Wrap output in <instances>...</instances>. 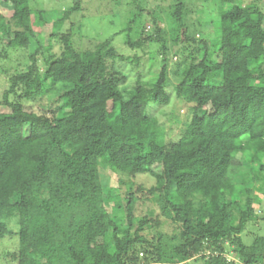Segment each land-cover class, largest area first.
<instances>
[{"label": "trees", "instance_id": "1", "mask_svg": "<svg viewBox=\"0 0 264 264\" xmlns=\"http://www.w3.org/2000/svg\"><path fill=\"white\" fill-rule=\"evenodd\" d=\"M30 1L0 0V39L33 48L0 96V263L264 264V235L244 240L264 191L263 7L214 0L204 20L195 0H112L134 5L117 34L138 55L111 36L79 49L64 26L80 4L54 19ZM170 103L189 108L175 138Z\"/></svg>", "mask_w": 264, "mask_h": 264}, {"label": "rangeland", "instance_id": "2", "mask_svg": "<svg viewBox=\"0 0 264 264\" xmlns=\"http://www.w3.org/2000/svg\"><path fill=\"white\" fill-rule=\"evenodd\" d=\"M245 4L249 3H258L264 9V2L259 0H243ZM201 3L203 7L207 10L208 16L205 14L204 20L210 19L212 16L216 14L217 3L214 0H195V3ZM31 6L33 8L39 9H47L50 10L51 16L54 19L61 18L66 11L73 9L74 6L80 4L81 8L71 12L70 18L67 20L66 25L64 26L65 29H69L70 26L73 27V39L74 44L77 48L83 49L84 47L90 44V40H101L108 37H113L114 43L118 50L122 53H130V54H138L141 55L142 53L139 50L132 51L130 50L127 45L123 42V34L118 35L117 33L120 31L123 25L127 24V18L130 16L129 10L134 8V5L130 8L122 9V7H118L117 2L115 3L112 0H31ZM115 4V5H114ZM143 7L148 9L157 8L159 5L153 2V0H144ZM131 11V10H130ZM128 12V13H126ZM128 14V15H127ZM191 20L195 21V18ZM35 22V30L40 31L44 37H49L52 32V26L43 25L38 20ZM213 28H205L200 32L199 37H211L214 35ZM54 43V47L52 51L49 52L50 54L59 55L62 49V42L57 40V38L52 39ZM158 47L156 45H152L148 50L157 51ZM147 50V51H148ZM32 50L26 49H13L6 47V42H3L0 39V96L4 92L6 88H8V79L7 76L11 72L14 71H23L26 69L29 56ZM179 55L174 54L172 56L173 61H177ZM149 57H143V66L142 69L144 72H148V63ZM158 61L155 63L152 71H159ZM174 82L176 79H174ZM175 109L173 103H170L168 106L165 107L166 115L159 112L161 118L167 120L169 126L168 128L171 129L172 126V137L175 138L178 134V125L181 127V124H184V119L187 116L188 105L184 104L181 105L179 112L173 114V110ZM183 122V123H182ZM101 179L104 185L105 195H108V190L111 187L118 186L117 179L111 175V173L107 170V166H103L101 168ZM138 181L144 183L147 186H150L154 183V179L151 178L149 175L140 174L138 177ZM258 184V186H260ZM256 193V191L254 190ZM261 204H260V218L253 222L250 225L247 234L244 235V240L250 244L254 240L255 236L264 235V191L261 193ZM143 211H147V208H143ZM11 226H15L11 224ZM158 230L172 232V226L168 224H164L158 228ZM157 229L155 232L158 231ZM13 243L12 239H2L0 240V249H7ZM228 257L232 258V254L228 253ZM4 262V261H3ZM1 264V263H0ZM173 264H204L202 260H194V258L187 260L181 263H173Z\"/></svg>", "mask_w": 264, "mask_h": 264}]
</instances>
